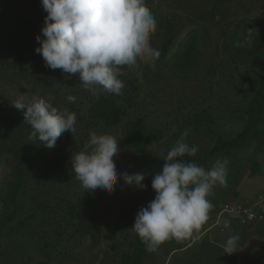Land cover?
<instances>
[{"label": "rangeland", "instance_id": "1", "mask_svg": "<svg viewBox=\"0 0 264 264\" xmlns=\"http://www.w3.org/2000/svg\"><path fill=\"white\" fill-rule=\"evenodd\" d=\"M145 4L154 17L159 16L164 22L169 17L174 19V35L179 39L192 28L204 33L208 44L202 58L205 71L192 76L188 81H182L170 77L162 69L160 59L156 61L155 68H150L147 74L144 72L147 62L139 59L136 67L122 68L123 74L128 76V81L135 82L140 89L139 112L145 114L148 123L161 130L165 136L162 143L151 145L145 154L138 155L130 149L124 143L119 128L107 129L103 125L88 128L81 125L84 145L89 141L91 132L97 135L110 134L116 139L118 152L113 160L119 167L124 183L123 190L116 199L107 202V220L102 227L98 247H93L89 237L74 235L67 222L60 220L63 212L57 210L60 205L65 209L68 203L75 201L79 196L89 195L91 190L85 189L75 178L71 162L61 163L60 168L50 165L49 156L53 148L33 140L32 129L24 123L23 113L11 106V101L21 93L26 94V100L30 101L32 97L39 99L42 89L54 88L52 83L58 87L54 91H59L57 98L60 106L75 104L82 106L84 110L88 105L86 99L90 100L93 93L83 88L78 74H65L61 69L46 67L45 63L41 66V72L35 71L31 75L23 72H0V132L5 135L10 146L19 144L22 147L23 144H29L32 147L29 153L30 162H26L32 180L20 198V220L42 204L54 206L55 211L52 216L43 213L38 217L33 226L38 238L25 232L16 239H11L6 250L4 249L1 264H34L40 260H49L51 264H121L123 253L131 252V244L138 235L131 230L136 214L142 207H147L156 196L152 179L162 171L164 156L186 131L187 122L194 117L197 110L202 109L201 100L196 96L207 100L202 96L203 92L198 91V82L206 83L207 87L215 86L217 97L213 102L212 113L221 121L226 122L235 115V111H242L249 101L252 95L250 83L242 87V79L245 71L253 73V62L264 49V0H145ZM213 14L216 15L214 19ZM243 18L252 19L255 25L248 31L247 39L241 43L248 52L236 55L228 48L227 42L236 24ZM158 24L157 20V31ZM222 30L226 33L224 39L217 35V32ZM256 36L261 38L258 45H255ZM211 66L215 70L214 78L206 76ZM138 73V79H141L139 82L136 81ZM142 74L145 76L141 77ZM65 75L69 78L65 79ZM257 77L258 75L251 74L250 81H257ZM97 89L100 90L101 86H97ZM69 95H74L76 101H68ZM81 97H84V101ZM51 99L52 97L46 98L47 101ZM204 106L207 108V105ZM231 124L227 128L232 135L242 128L239 124ZM212 143L211 136L203 133L196 139V154L204 153ZM225 158L229 161L226 180L224 184H217L208 196L213 207L198 234L199 239L193 237L167 241L162 250L148 254L144 264H219L225 258L227 253L224 251V243L235 234L231 230L232 218L222 215V210L226 205L235 203L239 196L249 203L257 202L261 195L264 196V124L258 140L228 157H217L208 168L216 160ZM255 160L259 163L258 174L253 173ZM1 161L0 158V169ZM36 166H41L42 176H36ZM124 172H142L146 188L142 190L127 185L123 180ZM244 205L246 206L245 203ZM261 207L262 204L253 209ZM45 218L48 219L47 222ZM260 223L264 224L253 222L239 230L242 242H236L237 251L227 254L238 257L239 264H264L256 262V255H264V241L257 235L262 225ZM46 241L51 244L45 251L43 247ZM112 245H115L116 249ZM255 245H259L261 249L256 254L253 251ZM177 247L182 248L175 250ZM172 252L176 253L171 255Z\"/></svg>", "mask_w": 264, "mask_h": 264}, {"label": "trees", "instance_id": "2", "mask_svg": "<svg viewBox=\"0 0 264 264\" xmlns=\"http://www.w3.org/2000/svg\"><path fill=\"white\" fill-rule=\"evenodd\" d=\"M46 16L47 13L42 7V0H0V72H23L31 75L32 72L43 70L41 66L45 61L35 49L40 47L36 37L41 36L43 38L41 30L45 26L44 18ZM212 18H216V15L213 14ZM155 19L159 22L158 31L154 28L150 32L149 39L155 49H158V46L162 44L159 49L162 69L170 77L182 81H188L192 76L203 73L205 70L203 69L202 58L208 46L204 33L197 28H192L179 39L174 35L175 23L173 18L169 17L165 22L159 16H156ZM254 25V21L247 18H243L236 24L227 42L228 48L234 51L236 55L248 52L241 46V43L247 39L248 31ZM218 34L221 39L226 37L223 30L217 32ZM260 41L261 38L256 36L255 45H258ZM153 42H155L154 45ZM253 64V73L245 71L242 79V87L250 83L249 88L252 95L244 109L235 111V115L226 122L221 121L212 113L213 102L217 97L215 86H210V88L206 86V83L198 82V91L203 92L202 96L207 100L202 99L201 96H196L201 100L202 109L197 110L194 117L187 122L188 125L185 130L188 132V136L185 141L190 146H195L197 145L196 139L205 133L211 136L213 143L202 154H196L193 157L185 156L183 158L185 161L194 162L208 169L209 164L217 157H228L259 139L264 124V49L256 56ZM149 69L147 63L144 72L147 74ZM206 74L208 78H214V68L209 67ZM251 74L258 75L257 81H250ZM143 76L145 75L142 74L141 77ZM139 77L138 73L136 77L138 82L141 81L138 79ZM127 78L128 76L125 74L119 77L124 83L121 95L109 93L101 86V89H98L90 100L86 99L88 105L84 110L82 106L70 105L67 102L66 106H60L57 98L59 91H54L55 88H58L55 83H52L54 88L42 89L39 99L52 97L48 102L58 111L67 110L76 114L75 133L71 134L65 131L57 139L49 156L50 165L60 168L61 163L71 162L72 155L84 150L81 125L88 128L98 125H103L107 129L119 128L124 143L138 155L145 154L151 145L160 144L165 140L163 132L150 125L144 117L145 114L142 115L139 112L140 89L135 82H130ZM81 98L84 101V97ZM209 102L210 105H208ZM204 104L207 105V108ZM231 123L239 124L242 127L233 135L227 128ZM31 149L29 144H23L22 147L19 144L10 146L5 135L0 132V158L2 159V169H0V264L4 249L6 250L11 239H16L25 232L34 238H38V233L33 228L38 217L43 213L52 216L55 212L53 211L54 206L46 203L39 205L28 215H25L23 220H20L22 215L20 198L32 180L26 164V162H30L29 153ZM116 166L118 174L111 190L98 188L91 191L89 195L84 194L77 197L75 201L68 203L65 209L62 208V205L58 206L57 209L64 214L60 220L63 219L67 222L74 235L89 237L93 247L100 245L102 227L107 220L105 214L107 202H112L123 190L122 176L118 165ZM258 166L259 163L255 160L254 174H258ZM35 172L38 173L36 176H42L40 174L41 166H36ZM51 216L50 218L53 219ZM45 219L47 222L48 219ZM230 224L239 242V230L248 224H243L239 219H231ZM173 240L175 238L167 241L172 242ZM166 242L162 243L155 252L162 250ZM50 244L49 241H46L43 250L46 251ZM131 246V252L123 253L121 264H144L147 255L151 252L146 250L145 244L138 235ZM112 247L116 249L115 245ZM181 248L177 247L175 250ZM259 250H261L260 246L255 245L253 248L255 254ZM256 262H264V255H256ZM34 264L51 263L49 260H40ZM219 264H239V259L234 255L226 254Z\"/></svg>", "mask_w": 264, "mask_h": 264}, {"label": "clouds", "instance_id": "3", "mask_svg": "<svg viewBox=\"0 0 264 264\" xmlns=\"http://www.w3.org/2000/svg\"><path fill=\"white\" fill-rule=\"evenodd\" d=\"M42 7L47 16L41 30L43 38L36 37L40 47L35 51L46 67L78 74L83 88L93 94L97 86H102L109 93L121 95L122 68L136 67L138 59L155 68L160 52L152 46L149 36L156 19L145 0H42ZM25 95L21 93L11 106L23 113L33 140L51 148L65 131L75 133V113L60 112L43 98L26 100ZM67 99L76 101L74 95ZM187 136L185 131L167 151L162 171L152 179L156 196L140 209L131 227L149 252H155L169 239H199L213 207L208 196L226 180V158L216 160L208 169L183 159L198 151L197 146L186 143ZM117 152L113 136L91 132L84 150L71 157L75 178L85 189L111 190L118 174L113 160ZM122 175L127 185L146 188L142 172ZM237 240L232 236L225 241V253L237 251Z\"/></svg>", "mask_w": 264, "mask_h": 264}, {"label": "built area", "instance_id": "4", "mask_svg": "<svg viewBox=\"0 0 264 264\" xmlns=\"http://www.w3.org/2000/svg\"><path fill=\"white\" fill-rule=\"evenodd\" d=\"M258 205H260V203L252 206H245L240 202H236L226 205L221 214L228 215L230 218L239 219L243 224L264 222V208L253 209V207H258Z\"/></svg>", "mask_w": 264, "mask_h": 264}, {"label": "crops", "instance_id": "5", "mask_svg": "<svg viewBox=\"0 0 264 264\" xmlns=\"http://www.w3.org/2000/svg\"><path fill=\"white\" fill-rule=\"evenodd\" d=\"M235 202H240V203H243V204L245 203L246 206H252V205H255V204L260 203V204H262V207H264V196L261 195L259 201H257V202H251V203L244 202V200L243 199H240V196H239L238 199L235 200ZM260 224H262V225H260V229H259L257 235H259V237H261L260 238L261 241H264V224L263 223H260ZM231 230L233 231L232 233L235 234V231L232 229V227H231ZM174 253H176V252H172L171 255L174 254Z\"/></svg>", "mask_w": 264, "mask_h": 264}]
</instances>
